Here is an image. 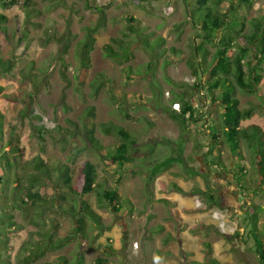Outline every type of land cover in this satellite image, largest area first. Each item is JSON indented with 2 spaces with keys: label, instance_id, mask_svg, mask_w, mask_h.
Segmentation results:
<instances>
[{
  "label": "rangeland",
  "instance_id": "1",
  "mask_svg": "<svg viewBox=\"0 0 264 264\" xmlns=\"http://www.w3.org/2000/svg\"><path fill=\"white\" fill-rule=\"evenodd\" d=\"M20 1L10 8L0 7V14L8 18L3 26L5 31L0 30V56L14 64L9 73L0 70L4 142L12 140L23 149L25 158L39 156L52 168L58 163L68 164L74 187L83 164L94 163L99 178L122 191L120 202L124 207L114 213L107 206L100 207L95 195L91 197L90 202L101 214L105 228L99 231L93 220L86 219L89 239L83 242L70 212L72 197L69 194L70 198L66 197L64 202L59 199L46 211V217H39L37 222L43 225L42 230L45 224L44 231L54 230L56 239L71 240L61 249L50 250L38 262L52 263L64 256L77 263L81 255L85 264H97L100 258L107 260L100 264H211L210 259L220 264H259L248 223L251 209L259 205L262 211L258 214V225L264 232V180L261 183L260 167L253 161V151L258 149H252L251 153L247 143L242 142L249 179L247 189L255 194L240 198L238 185L231 176L233 170L238 173L240 169L234 164L228 144L217 149L224 169L213 167L216 154L206 157L210 142L206 127L210 119L205 118L212 116L222 128L223 106L221 102L213 104L206 100L202 90L195 93V78L185 60L171 53L167 54L170 57L152 60L143 45L137 44L131 61L123 64L106 57L102 49L112 38L123 36L126 32L124 14L130 13L146 28V33L165 39L163 48L175 47L190 53L194 30L189 24L188 11L194 1L187 4L183 0H91L87 4L84 0H61L56 5L55 0H33L30 18L34 26L26 25L25 0ZM229 1L222 5L224 10ZM90 6L107 7L105 15ZM259 14H264V0H253L251 8L244 7L237 15L239 21L249 23ZM103 22L106 24L102 25ZM86 27H98L99 31L95 34L91 66L83 70L79 43L86 36ZM250 29L249 26L246 33ZM26 30L29 31L27 37L24 36ZM151 60L153 68L146 74ZM128 66L140 67L144 74L137 73L138 78L128 80L124 72ZM262 68L260 73L264 77V64ZM100 74L105 75L107 81L94 95L91 85ZM173 91H187L193 96L196 119L187 123V129H183L166 107L172 105L174 110ZM135 94H139L136 100ZM232 95L239 99L243 110L256 106L252 118L242 125L256 124L264 130L263 98L240 89ZM124 96H129L128 101H123ZM140 98L141 101H137ZM89 107H94V117L86 116ZM106 123L123 126L137 140L134 161L127 170L106 168L103 153L86 140V129L93 127L96 138L107 150L117 146L121 139L114 133H104L101 126ZM180 141L184 144L183 162L155 178L150 177L152 169L177 156ZM9 149L7 147L6 151ZM78 150L81 153L76 155ZM195 171L200 175H192ZM54 175L56 177L57 173ZM224 184H228L226 189L222 187ZM210 187L217 201H208ZM39 191L46 198L55 196L54 189L48 185ZM218 192L226 199H220ZM162 198L175 203L173 207L180 219H175L171 209L160 201ZM128 199L134 204L132 212L126 210ZM234 202L239 205L238 211ZM11 212L20 237L13 242L9 260L11 264H26L20 253L24 244L32 246L35 242L31 237L34 228L18 208ZM34 216L38 214L32 212L30 217ZM159 226L164 230L160 232ZM107 246H113L117 253L106 254Z\"/></svg>",
  "mask_w": 264,
  "mask_h": 264
},
{
  "label": "trees",
  "instance_id": "2",
  "mask_svg": "<svg viewBox=\"0 0 264 264\" xmlns=\"http://www.w3.org/2000/svg\"><path fill=\"white\" fill-rule=\"evenodd\" d=\"M56 5L61 3V0H55ZM89 4L91 0H84ZM185 3L194 1L189 7L188 20L194 30V39L192 40L191 51H183L172 47L169 49L163 48L165 39L155 37L153 33H146V28L139 25V21L130 13L124 14L126 22V32L122 37L112 38L109 43L103 46V51L106 57L119 62L129 63L133 57L132 50L139 44L143 45L144 49L153 58L152 60H160L171 53L173 57L185 60L191 74L195 78L196 90L203 91L206 100H210L213 104L221 102L223 106L222 124L211 118L206 127L209 130V149L206 157L217 155L214 162L215 168L224 169L225 164L218 154L219 147L228 144L229 151L234 159V164L239 166L240 171L231 172V176L238 185L240 198H246L249 194L255 192L248 190L249 179L247 176V164L245 163L242 142L245 141L247 146L252 149L255 155L257 166L259 168V178L263 183L264 177V130L256 124L244 127L242 122L252 118L254 108L243 110L240 108V101L232 95L237 89H240L249 94H258L264 100V77L262 65L264 64V14H259L257 18L251 19L249 23L238 20V13L242 8L252 7L253 0H230L227 10L222 6L226 0H183ZM20 0H0V7L10 8L20 4ZM33 0H25L24 9L26 10V25L34 24L31 22L30 13L34 9ZM92 7V6H90ZM223 7V8H222ZM99 13L105 15L106 8L92 7ZM8 21L4 14H0V30L5 31L3 27ZM106 23L103 22L102 25ZM36 26V24H35ZM251 27L249 33H246L248 27ZM86 36L79 43L81 49V66L83 70H87L91 66V53L95 47L98 27H86L84 29ZM29 31L26 30L24 36L27 37ZM155 37V38H153ZM156 44V45H154ZM211 48L214 51L211 52ZM1 50V47H0ZM149 61L145 73L147 74L153 68V63ZM167 61V59H166ZM14 67L12 60H4L0 56V70L9 73ZM128 80L138 78L144 74L142 68H133L128 66L124 70ZM208 76V78H204ZM36 78V76H35ZM66 79V74H63ZM105 75H98L91 85L92 94L99 93L101 88L106 84ZM2 88L0 87V91ZM218 92V93H217ZM192 95V94H191ZM187 91H173L172 104H179L180 111L172 110V105L166 106L179 123L188 127L190 123L196 119V109L193 102V96ZM139 96L135 94L134 100ZM210 96V98H209ZM123 101H128L129 96H124ZM204 99V98H203ZM137 101H141V98ZM94 107H89L86 110V116L94 117ZM2 114L0 112V118ZM128 117V116H127ZM212 120V121H211ZM106 135L114 133L120 137V143L107 150L104 145L96 138L95 128H87L85 131L86 140L98 152H102L103 164L106 168H115L116 170H127L132 166L134 161L135 146L137 140L123 126L106 123L101 126ZM187 129V128H185ZM4 133L2 129V121L0 119V264H11L10 256L14 250L13 242L20 236L15 228L18 227L15 222V216L11 210L18 208L22 214L29 219L31 227L34 228L31 232V237L35 242L32 246L24 244L20 255L23 256L22 262L26 264H42L38 261L46 256L50 250H57L65 247L70 238H55L54 230H44L43 225L37 222L39 217L46 214V211L56 205L61 199L63 202L70 196L73 200L70 212L77 222L76 232L83 242L88 241L86 219L93 220L97 230L101 231L105 228L102 222V216L93 208L90 198L95 195L99 206H107L114 213H119L124 207L121 205L123 194L117 187H110L106 179L99 178L97 166L86 161L80 169V174L76 187L73 186V178L70 173L68 164L58 163L55 168L50 167L41 157L27 159L24 156L23 149L17 144L12 143V140L4 142ZM179 152L175 153L167 162L155 167L151 170L150 177L155 178L159 174L168 171L175 164H181L183 161L184 144L180 141ZM10 147L8 151L6 148ZM107 151L110 154H107ZM81 150L75 152L80 154ZM242 160V161H241ZM237 169V166H235ZM247 171V172H246ZM54 173H57L55 177ZM238 174V175H235ZM192 175H200L199 172H193ZM13 183L15 186H13ZM51 186L55 191L53 198L42 196L39 191L44 186ZM264 187V185H262ZM61 188L67 190L63 191ZM58 190L59 192H56ZM211 195L208 201H215V192L210 187ZM243 190V191H242ZM197 191V190H196ZM70 194V196H68ZM161 202L165 203L172 211L175 219H180L177 211L174 210L175 203L162 198ZM129 202V203H128ZM128 208L132 212L134 204L128 199ZM78 203V204H77ZM79 206V207H77ZM175 211V213H174ZM262 211L259 205H254L251 209L252 216L248 217V223L251 226L249 232L250 237L254 241L255 251L258 256L259 264H264V232L260 230L258 225V214ZM38 214V217H30L31 213ZM190 213L189 210H184ZM176 214V215H175ZM46 217V216H44ZM39 221V220H38ZM57 225V224H55ZM180 225V223H179ZM160 232L164 230L163 226H159ZM192 230H195L194 228ZM170 238L168 237L167 240ZM38 243L37 248L36 245ZM106 254H115L117 251L113 246H107L104 250ZM77 263L70 262L66 257H59L56 262H47L44 264H85L84 258L78 255ZM107 260L100 258L97 264L104 263ZM211 264H220L215 259H210ZM188 264H196L190 262Z\"/></svg>",
  "mask_w": 264,
  "mask_h": 264
},
{
  "label": "flooded vegetation",
  "instance_id": "3",
  "mask_svg": "<svg viewBox=\"0 0 264 264\" xmlns=\"http://www.w3.org/2000/svg\"><path fill=\"white\" fill-rule=\"evenodd\" d=\"M228 183H229V182H228ZM222 187H223L224 189H226V188L228 187V184H226V185L224 184V186H222ZM218 195L220 196V199H221V198H223V199H226V198H225V195H224V194H222V192H221V193H220V192H218ZM238 196H239V193H238ZM239 200H240V199H239V198H237L236 202L238 203V201H239ZM215 201H217V199H215ZM236 202H234V206H236V207H237V209H236V210L238 211L240 208H238V206H239V205H237V203H236Z\"/></svg>",
  "mask_w": 264,
  "mask_h": 264
},
{
  "label": "built area",
  "instance_id": "4",
  "mask_svg": "<svg viewBox=\"0 0 264 264\" xmlns=\"http://www.w3.org/2000/svg\"><path fill=\"white\" fill-rule=\"evenodd\" d=\"M173 107H174V110L180 111V105L179 104H174Z\"/></svg>",
  "mask_w": 264,
  "mask_h": 264
},
{
  "label": "clouds",
  "instance_id": "5",
  "mask_svg": "<svg viewBox=\"0 0 264 264\" xmlns=\"http://www.w3.org/2000/svg\"><path fill=\"white\" fill-rule=\"evenodd\" d=\"M174 105V104H173ZM173 109H174V107H173ZM174 111H176V110H174ZM177 112H179V111H177Z\"/></svg>",
  "mask_w": 264,
  "mask_h": 264
},
{
  "label": "crops",
  "instance_id": "6",
  "mask_svg": "<svg viewBox=\"0 0 264 264\" xmlns=\"http://www.w3.org/2000/svg\"><path fill=\"white\" fill-rule=\"evenodd\" d=\"M239 197H240V195H239Z\"/></svg>",
  "mask_w": 264,
  "mask_h": 264
}]
</instances>
